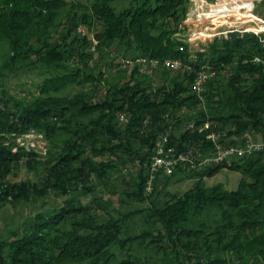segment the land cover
<instances>
[{
	"label": "trees",
	"instance_id": "1",
	"mask_svg": "<svg viewBox=\"0 0 264 264\" xmlns=\"http://www.w3.org/2000/svg\"><path fill=\"white\" fill-rule=\"evenodd\" d=\"M119 1L0 0V81L40 78L23 98L0 91V207L67 197L0 241V264H264V154L178 166L147 189L159 135L203 156L264 139V64L252 62L260 43L232 33L191 54L177 36L189 0L117 11ZM166 58L182 69L139 72V60ZM203 66L213 76L200 98L192 84ZM31 130L44 136L43 157L15 144ZM21 167L43 172L13 180ZM225 168L240 173L236 190L205 185ZM177 173L193 180L182 194L166 190Z\"/></svg>",
	"mask_w": 264,
	"mask_h": 264
},
{
	"label": "built area",
	"instance_id": "2",
	"mask_svg": "<svg viewBox=\"0 0 264 264\" xmlns=\"http://www.w3.org/2000/svg\"><path fill=\"white\" fill-rule=\"evenodd\" d=\"M263 0H189V8L183 21L189 31L187 40H197L201 45L215 38H227L232 33L239 35L251 34L261 45V53L255 55L252 62L264 64V14L258 11ZM199 46V47H200ZM182 50V48H181ZM139 72L151 75L157 68L173 71L182 69L180 59H141L138 61ZM213 76L208 67H201L196 71L193 79V91L201 98L204 86ZM120 121H125L123 116ZM208 125L206 124L205 127ZM219 134L210 133L207 139L216 143ZM15 144L26 150H33L39 154L46 151L47 143L43 134L29 131L15 137ZM16 150V148L14 149ZM255 154H264V139L254 140L246 135L241 143L225 148L215 146L211 155H199L192 149L177 151L170 144V136L165 133L159 135L154 146V154L149 164V180L147 189L150 190L152 180L156 174L171 175L178 166L187 165L189 169H199L210 163H222L231 158H243Z\"/></svg>",
	"mask_w": 264,
	"mask_h": 264
},
{
	"label": "rangeland",
	"instance_id": "3",
	"mask_svg": "<svg viewBox=\"0 0 264 264\" xmlns=\"http://www.w3.org/2000/svg\"><path fill=\"white\" fill-rule=\"evenodd\" d=\"M81 2L89 3L91 0H78ZM131 7V0H120L117 5H115V9L122 10L123 8H130ZM258 11L264 14V0L258 6ZM189 31L186 26H181L180 33L177 35L179 38H187L189 35ZM209 42H205L203 45L207 46ZM187 48L191 54H195L200 50V44L197 40L190 41L187 40ZM109 59L102 60V70L108 74H113V70H108L107 64L109 63ZM124 68L131 70L132 65L129 64L128 66L125 65ZM36 73L32 75L28 74H20L19 72L16 74L7 73L6 78H3L0 81V91L5 89L8 93L16 98H23L24 95L29 93H35L36 89L32 86V83H39V76H35ZM159 76L158 72L154 73L153 76ZM154 80H158L154 78ZM33 131V130H31ZM39 133V132H37ZM48 147L46 146V151L41 153L40 155L43 157L47 154ZM43 172V168L40 167L38 172H30L25 167H21L16 176L12 177L13 180H26V179H34L37 178L38 174ZM240 173L231 170V169H221L219 170L214 176L210 178H206L204 180L205 185L207 187L214 186L216 184H222L228 190H236L239 185L240 181ZM116 178V177H115ZM171 185L166 188V190L170 193H178L182 194L186 190H188L192 184L193 180L187 178L186 173H177L170 179ZM116 184V183H115ZM67 197H57L54 194H50L44 198H38L36 200H32L29 202H18L16 204H5L0 207V241H8L12 238V235L15 234L19 237L24 231L27 229L28 225L30 224L33 216L38 213L42 212L54 207H58L62 205ZM87 201V200H85ZM137 206V205H136ZM135 206V207H136ZM139 207V206H138ZM137 208V207H136ZM214 212L211 213V217ZM212 220V218L210 219Z\"/></svg>",
	"mask_w": 264,
	"mask_h": 264
}]
</instances>
